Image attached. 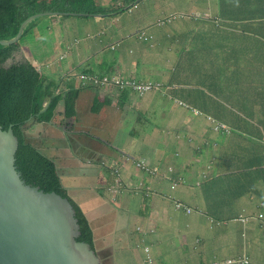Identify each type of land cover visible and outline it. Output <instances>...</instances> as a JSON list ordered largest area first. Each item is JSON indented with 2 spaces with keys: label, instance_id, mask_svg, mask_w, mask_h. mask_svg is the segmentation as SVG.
<instances>
[{
  "label": "crops",
  "instance_id": "crops-1",
  "mask_svg": "<svg viewBox=\"0 0 264 264\" xmlns=\"http://www.w3.org/2000/svg\"><path fill=\"white\" fill-rule=\"evenodd\" d=\"M198 1L202 2L181 3L168 10L206 13L204 17L249 13L248 0ZM144 8L143 13L126 11L89 19L71 15L67 24L74 31L64 39L59 26H48L44 34L53 33L54 38L39 66L79 82L78 75L88 73L152 82L159 88L141 94L128 85L81 83L76 116L66 117L62 104L58 120L29 123L27 136L53 158L64 160L62 182L90 218L95 251L103 264H211L239 256L247 257L249 264H264V226L242 220L262 212L252 205L253 197L228 194L221 182L215 189L223 165L219 156L206 181L205 156L212 154L213 159L218 150L208 122L214 130L229 126L215 123L194 104L203 85L220 69L223 60L217 57L222 49L233 50L230 67L252 61L255 46L247 41L249 33L243 27L225 28L235 34V41L224 46L217 38L220 31L204 26L197 30L201 41L196 45L202 48L194 54L193 43H188L192 29L183 20L194 21L152 26L168 13ZM139 29L154 38L137 39ZM86 33L101 34L102 39L92 36L68 48ZM241 49L243 57L237 58ZM96 102L101 103L99 109ZM30 128L38 137L30 134ZM141 159L149 162V169L137 165ZM176 200L193 211L177 208Z\"/></svg>",
  "mask_w": 264,
  "mask_h": 264
},
{
  "label": "trees",
  "instance_id": "trees-1",
  "mask_svg": "<svg viewBox=\"0 0 264 264\" xmlns=\"http://www.w3.org/2000/svg\"><path fill=\"white\" fill-rule=\"evenodd\" d=\"M254 1V5L248 6L249 13H211V17L204 15L194 17L188 13L178 20L194 21L190 23L191 21L183 20L186 25L191 26L193 32H190L192 37L188 43L190 45L193 43L191 51L194 54L202 48L196 45L201 41L197 30L204 26H210L212 31L214 28L220 31L217 38L224 43V46L235 41L233 39L235 34L226 33L225 28L243 27L241 29L249 33L247 41L255 46L252 50V61L248 59V63L235 67L237 72L242 73L237 79V87L242 97L240 100H245L244 95L248 94L250 95L248 103L231 106L229 119H225L222 115L211 116L215 123L227 124L229 128L219 127L216 130L222 132L223 137L215 139L214 148H218L214 152L216 156L211 159L212 154L209 157L206 155L204 168L208 176L206 181H210L211 170L218 163L214 160L219 156L223 165L218 171L219 177L216 178L215 189H218V184L221 182L228 194L234 192L235 195L236 192L239 199L243 196V198L253 197L252 205L257 204L262 212L244 218L246 222L253 221V224L259 223L264 226V0ZM143 2L144 0L139 2L137 0H0V40L13 39L27 18L40 14L25 25L17 42L6 45L0 43V124L4 129L13 125L14 132L19 138L16 165L26 182L39 186L46 192L55 191L68 197L76 210L80 224L79 240L89 243L94 249L95 235L91 220L75 194H71L62 182L60 168L65 164L64 160L50 156L41 149L42 146L38 142L28 138L26 133V129L30 127L28 123L31 121L49 123L58 120V112L62 104L66 117L75 116L77 99L84 86L82 87L81 82L75 80L73 76L66 78L59 73L48 72L44 68L39 69L22 53V48L25 44L29 45L44 36L45 28L52 25L50 19L54 17L70 15L68 13H86L87 15L72 16L89 19L96 17V14L108 16L111 13L126 11L143 13L146 11L143 10ZM186 2L196 3L198 0H164V4L159 7L154 3L153 12L174 13L168 9ZM48 12L53 13L48 14ZM166 15H162V19H166ZM238 41L244 42V39ZM204 50L209 53V49ZM243 52L240 54V51H237V58L239 55L243 57ZM231 53L233 50L222 49L217 60L222 59L223 63L216 62L220 66V69L215 71L216 74L230 68ZM33 56L35 60L38 57L35 53ZM207 58L208 55L202 60ZM37 60L40 63L43 57ZM207 66L204 63L201 67L205 69L204 72ZM222 83L224 85L226 81L223 80ZM86 85L99 87L91 83ZM100 104L96 102L95 109L96 107L99 109ZM233 152L235 158L232 159ZM139 167L147 170L150 164L147 168ZM223 261L219 260L220 263Z\"/></svg>",
  "mask_w": 264,
  "mask_h": 264
},
{
  "label": "water",
  "instance_id": "water-1",
  "mask_svg": "<svg viewBox=\"0 0 264 264\" xmlns=\"http://www.w3.org/2000/svg\"><path fill=\"white\" fill-rule=\"evenodd\" d=\"M39 15L27 18L13 39L0 43L17 42L25 25ZM18 148L13 125L4 129L0 124V264H103L95 249L79 240L80 224L69 198L23 178L16 165Z\"/></svg>",
  "mask_w": 264,
  "mask_h": 264
},
{
  "label": "rangeland",
  "instance_id": "rangeland-1",
  "mask_svg": "<svg viewBox=\"0 0 264 264\" xmlns=\"http://www.w3.org/2000/svg\"><path fill=\"white\" fill-rule=\"evenodd\" d=\"M248 1H249L248 6L254 5V2H255L254 0H248ZM198 2H201V1H198ZM154 3L156 5V7H159V6L164 4V0H144L143 6L148 7V8L149 7L154 8ZM198 4L200 6H204L203 3H198ZM200 14H206V13H190V16L195 17V16L200 15ZM236 14H239V13H236ZM186 15H188V13L182 12V11H178V12H174V13H168L166 15L167 16L166 19H162L163 18L162 16L155 19L152 22V26H165L167 23L172 22V21H176V20H178L179 17L186 16ZM166 16H164V17H166ZM71 19H73V18L69 15L57 16V17L52 18V20L50 19V22L54 23V24L52 23L51 26H54V28L59 26V30H60L62 39L70 37L72 35V32L74 31L73 29L68 28L67 22H69ZM165 20H167V21L165 22ZM47 21H49V20H47ZM143 30L144 29H139V31L136 33V35L137 34L141 35V32ZM87 35L90 36V34H88V33H87ZM152 36L154 38V35H152ZM82 37H85V34ZM101 37H102L101 34L95 33V38L102 39ZM53 38H54L53 33L46 32L45 36L40 37L38 39L37 43L31 42V43H29V45L25 44L22 48V53L24 55H26L40 69L42 67L39 66L40 63L37 62L38 61L37 59H40L42 57L45 58V56L49 55L48 42H49V40H53ZM43 40L46 42V44L44 46L41 45V41L43 42ZM34 51H36V52H34ZM242 52H243V49L240 50V54H242ZM33 53H35L38 56L36 60L34 59ZM227 54L228 53H226V56H227ZM54 60H56V59H54ZM56 61H58V60H56ZM236 66L238 68L239 65H236ZM49 67H50V69L54 70V66L52 63H49ZM229 67H230V65H229ZM233 67H230L228 70L223 71L220 74H214L213 80L210 81L207 85H203L204 87H202V89L200 91L201 96L199 98H197L196 103L194 102L195 107H197V109H199L203 114H205L207 116L222 115V116H224L225 119H227V118L229 119V115H230L229 111L231 110V106L235 107L239 104L244 105V104L248 103V96H250L248 94L244 95L245 100H243V101L240 100V98H242V97L240 96L239 90L237 87V79L242 73L234 71L236 68L235 67L233 68ZM223 80L226 81V84H224V85L222 83ZM197 114H199V113H197ZM76 115H77V113H76ZM207 116H206V118H207ZM201 117H203V116H201ZM29 123H36V122L31 121ZM208 123H210L209 124L210 126H207L208 127V133L213 134L215 139L216 138H222L223 137L222 132L214 130V126L212 125V123L211 122H208ZM29 125H32V124H29ZM31 130H33V129H31ZM30 134L34 137H38V134L36 133L35 129L32 132H30ZM115 172L118 175H120V171L115 170ZM146 250L149 251L148 248H146Z\"/></svg>",
  "mask_w": 264,
  "mask_h": 264
},
{
  "label": "clouds",
  "instance_id": "clouds-1",
  "mask_svg": "<svg viewBox=\"0 0 264 264\" xmlns=\"http://www.w3.org/2000/svg\"><path fill=\"white\" fill-rule=\"evenodd\" d=\"M78 15H79V13H77ZM77 14H75V15H77ZM71 15H74V14H70L69 16H71ZM200 15H204L205 16V14H200ZM96 16H99V15H96ZM181 17H184V16H181ZM142 32H145L147 35H148V37H147V39H143V40H151V39H153V36L152 35H150L149 33H148V31L146 30V29H144ZM141 32V33H142ZM89 34V33H88ZM95 36V34H90V36H88L87 35V33L85 34V37H80V38H75V39H73L72 41H71V43L68 45V48L70 49L71 48V46H73L74 44L76 45V44H78L79 42H81L82 40H84V39H86V38H90V37H92V36ZM45 36V35H44ZM137 36V39H140L139 38V36L140 35H136ZM82 75H86V76H88L89 78L88 79H83L82 78ZM78 77H79V79H80V81H81V83L83 84V85H86V84H88V83H91V84H97L99 87H101V86H104V85H109V84H111V85H119V86H121V87H123V86H126V85H128V86H131L134 90H136V91H138L137 89H135L134 88V86H133V84H132V82H135V83H137V84H145V83H148V84H151L152 85V88L151 89H149V90H147V91H145V92H140V91H138L139 93H141V94H144V93H146V92H148V91H150V90H152V89H155V88H159V85H157L156 83H152V82H144V81H137V80H135V79H125V78H122V77H107L106 75H100V76H97V75H92V74H88V73H81V74H79L78 75ZM107 79V81H104V79ZM112 78H115L114 80H119L120 82H123L124 84L122 85V84H120V83H116V82H114V80H111ZM141 161H145V160H143V159H141L139 162H137L138 163V165H139V163L141 162ZM147 164H148V166L147 167H149V163L147 162V161H145ZM146 167V168H147ZM179 200H176L175 201V205H176V203L178 202ZM180 202H182V201H180ZM184 205H185V207H182L183 209H186V211H187V208H189V209H191V211L190 212H192L193 211V209L191 208V207H189V206H187L184 202H182ZM177 207V206H176ZM178 208V207H177ZM188 212V211H187ZM242 220H244V221H246V219L243 217L242 218ZM147 251V250H146ZM148 252V251H147ZM229 259H232V260H234V262L232 263V264H234V263H237V264H249L250 263V260L247 258V257H245V256H239V257H236V258H229ZM226 260H228V259H225L223 262H221V263H223V264H227V263H224ZM218 262H219V260H217ZM215 262V261H214Z\"/></svg>",
  "mask_w": 264,
  "mask_h": 264
},
{
  "label": "built area",
  "instance_id": "built-area-1",
  "mask_svg": "<svg viewBox=\"0 0 264 264\" xmlns=\"http://www.w3.org/2000/svg\"><path fill=\"white\" fill-rule=\"evenodd\" d=\"M147 37H148V35H147L145 32H142L141 35L139 36L140 39H147ZM82 78H83V79H88L89 77L86 76V75H82ZM114 79H115V78H112L111 80H114ZM104 81H107V79L105 78ZM114 82H116V83H120V84H122V85L124 84L123 82H120V81L117 80V79L114 80ZM132 84H133L134 88L137 89V90L140 91V92H145V91H147V90H149V89L152 88V85H151V84H148V83H145V84H137V83H135V82H132ZM219 127H223V128H225L226 126H225V125H219V126L216 128V130H217ZM139 166L147 167L148 164H147L145 161H141V162L139 163ZM176 206H177L178 208L185 207V205H184L182 202H180V201H178V202L176 203ZM187 211L190 212L191 209L187 208ZM233 262H234V260H232V259H228V260H226L224 263L232 264ZM211 264H223V263H220V262H218V261H215V262H213V263H211Z\"/></svg>",
  "mask_w": 264,
  "mask_h": 264
}]
</instances>
